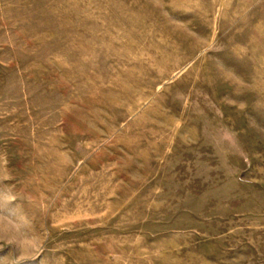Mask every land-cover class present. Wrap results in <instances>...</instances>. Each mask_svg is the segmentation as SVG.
<instances>
[{"label": "rangeland", "instance_id": "rangeland-1", "mask_svg": "<svg viewBox=\"0 0 264 264\" xmlns=\"http://www.w3.org/2000/svg\"><path fill=\"white\" fill-rule=\"evenodd\" d=\"M0 264H264V0H0Z\"/></svg>", "mask_w": 264, "mask_h": 264}]
</instances>
